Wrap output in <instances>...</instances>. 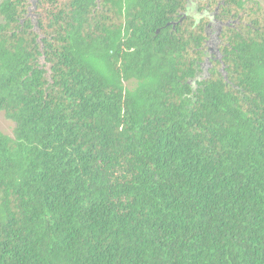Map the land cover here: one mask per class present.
<instances>
[{
  "label": "trees",
  "instance_id": "1",
  "mask_svg": "<svg viewBox=\"0 0 264 264\" xmlns=\"http://www.w3.org/2000/svg\"><path fill=\"white\" fill-rule=\"evenodd\" d=\"M189 1L0 3V264H264V9L199 80Z\"/></svg>",
  "mask_w": 264,
  "mask_h": 264
},
{
  "label": "rangeland",
  "instance_id": "2",
  "mask_svg": "<svg viewBox=\"0 0 264 264\" xmlns=\"http://www.w3.org/2000/svg\"><path fill=\"white\" fill-rule=\"evenodd\" d=\"M3 0H0V3ZM32 7L30 8V15L33 19H35V16L33 14L34 10V3L35 0H29ZM258 1L261 5V7L264 9V0H255ZM200 1L194 0L189 2L190 4V10L189 12L191 13L192 16H195L196 19H199L201 16H206V25H207V32H208V39L206 43V47L208 48V53L210 55V58L206 59L207 61L205 64L202 66V70L199 73L198 79L202 80L206 77H208L210 73V69L212 67L211 60L212 58H219L220 54L218 51L219 47V34L222 30V25L218 23L215 20V15H216V5L210 6L208 10H206V1L202 2V5L205 7L202 8V10H199L198 5ZM46 69L48 70V77L50 76V69L49 66H46ZM14 129H15V124L8 120L3 112H0V132H2L5 135H8L10 137H13L14 135Z\"/></svg>",
  "mask_w": 264,
  "mask_h": 264
},
{
  "label": "flooded vegetation",
  "instance_id": "3",
  "mask_svg": "<svg viewBox=\"0 0 264 264\" xmlns=\"http://www.w3.org/2000/svg\"><path fill=\"white\" fill-rule=\"evenodd\" d=\"M204 1H206V10H208L209 8H210V5H211V2H212V0H203V2ZM189 2H191V1H189ZM217 10H218V7L216 8Z\"/></svg>",
  "mask_w": 264,
  "mask_h": 264
}]
</instances>
